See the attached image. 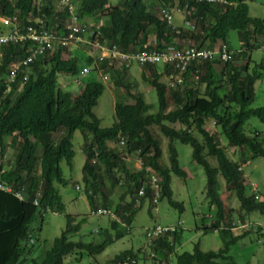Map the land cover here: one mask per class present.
<instances>
[{"label": "trees", "instance_id": "16d2710c", "mask_svg": "<svg viewBox=\"0 0 264 264\" xmlns=\"http://www.w3.org/2000/svg\"><path fill=\"white\" fill-rule=\"evenodd\" d=\"M36 1L15 0L12 4L10 0H0V16L16 15L20 26L24 28L28 25L38 27L34 19L39 18L42 20L41 28L51 30L54 28L50 25L57 24L56 33L65 35L67 29L57 19H68L69 14L66 15L63 7L62 10H55L50 0L41 4ZM77 1L75 16L86 28L89 17L106 12L105 22L102 20L96 26L98 40L108 45L115 43L119 51L149 50L150 39L154 36L158 48L181 39L201 44L207 42V47L219 48L224 45L228 58L226 61L218 57L202 61L196 66L198 83L190 85L187 82V86L176 89L166 88L159 81V73L152 65H141V79L153 88L156 95L157 110L152 113L141 92L132 90L123 82L122 74L108 65L105 58H96L97 65L87 74L98 69L110 72L115 85L123 87L128 99L126 102L120 101L119 95L113 104V123L108 127H100L98 118L92 112L103 89L98 80L81 82L80 91L74 98L56 87V73L81 77L77 57H61L67 50L65 47L58 48L46 59L34 57L28 64L33 69L28 72L21 63L28 54L26 42L0 45V264H63L64 255L84 251L94 257L107 245L106 239L97 243L70 240L69 234L78 230L80 222H74L67 215L59 235L52 239L47 248L38 250L34 233L39 226L31 227L33 219L41 218L43 212L61 213L63 209L53 183H65L58 162L63 159L67 165L70 164V140L76 130L82 138L81 178L89 205L93 208L97 205L106 207L117 183L121 180L125 186L117 201L110 203L112 212L127 223V228L110 220L114 230L113 239L120 238L128 231L132 217L139 208L132 207V199H125L126 194L131 195L143 186L145 192L141 199L146 197L148 202L151 199L147 185L151 173L159 178V199L165 198L169 206L181 213L183 205L171 198L170 177L173 174L183 179L185 172L178 165L172 142L189 144L192 161L203 169L204 195L213 215L210 224H207V219L200 224L199 229L206 232L213 231L212 227L217 228L222 247L201 251L198 244H194L190 252L175 253L174 264H222L223 261L230 264L231 259L227 255L229 245L252 229L238 228L235 223L230 225L234 222L233 218L227 220L225 215L232 209L221 201L217 177L222 179L224 189L233 193L239 210L264 212V201L256 200L259 195L255 186L248 183L251 193L245 194V176L241 168L248 156L261 157L264 165L262 133L256 130L245 133L243 130L246 119L255 116L263 124L264 134V96L260 106L249 107L254 97L253 84L262 73L254 68L249 72V58L242 49H256L264 43V20L248 16V0H226L222 4L205 0H116L115 7L108 11H105L108 0ZM174 2L178 7L185 6L190 11V15L185 18L193 19L194 29L181 25L171 27L159 16V7L171 8ZM171 12L172 16L180 13ZM230 30L237 34L241 44L238 49H232L227 44L226 37ZM6 31L7 27L0 24V34ZM13 61L20 64L14 78L8 81V65ZM90 62L91 58H88L86 63ZM213 63L219 66V71L212 68ZM193 70L190 67L185 72V79L189 80L191 76L188 77V73ZM198 84L204 85L202 92H199ZM206 122L213 124L208 126ZM175 123L179 125L177 128L172 126ZM151 127H156L168 140L166 167L159 162L161 149ZM220 136L227 146L235 147L243 154L240 162H234L226 156ZM6 138H9L12 147L11 160L5 158ZM119 140L124 142L122 149L117 147ZM124 152L130 157L132 154L138 156L141 166L136 168L130 162L125 163L121 159ZM91 159L95 165L89 163ZM209 159L214 160V166L209 163ZM6 164L8 166L5 168ZM117 173L121 177H117ZM96 195L105 200L99 203L95 200ZM175 226L173 232H165L152 241L153 256L144 253L151 258V264H169L168 251L180 233L179 227ZM233 228H237L238 233L234 234ZM258 233L260 237L261 232ZM165 235H170L172 241ZM33 252L38 253L31 257ZM127 257H133L137 264V252L130 249L118 252L108 262L117 264ZM93 264L99 263L94 259Z\"/></svg>", "mask_w": 264, "mask_h": 264}, {"label": "rangeland", "instance_id": "374dc122", "mask_svg": "<svg viewBox=\"0 0 264 264\" xmlns=\"http://www.w3.org/2000/svg\"><path fill=\"white\" fill-rule=\"evenodd\" d=\"M10 1L12 4L15 2V0ZM44 2L45 0L36 1L37 4ZM50 3L55 10H62L57 4L56 0H50ZM115 3L116 0H108V8L105 9V11L113 9L115 7ZM246 4L248 8V16L261 19L264 18V0H248L246 1ZM105 14L106 13H100L98 18L101 19H94V23L101 24V21L106 19ZM61 17L62 16L60 15V18ZM57 21L64 23L63 19H57ZM175 21L176 19H172L173 23H175ZM226 40L227 44L232 49H238L241 46L234 30L228 31ZM242 49H244L246 52V57L249 58V72L254 68V70L257 69L258 73H262L263 75L264 69L259 70V64L264 65V52L259 49H245V47H242ZM84 56L85 55L81 53L78 55V65L84 61ZM63 58L66 57L63 56ZM123 68L124 67H119L117 70L120 71V74H122V81L126 82L132 90L142 93L144 100L150 105L149 112H156V95L153 88L141 79V67L139 74L135 76H125L126 72H124ZM134 68L136 67L133 66L132 69ZM212 68L219 69V66L213 65ZM91 79L98 80L103 87L101 94L96 99L95 105L92 107V112L98 118L100 127H108L114 121L113 104L118 99L117 97L120 95V101H128L126 97L127 94L124 92L123 87L121 85L116 86L111 76L108 80H101L97 77L95 71L81 76L80 78H76L75 76H70L67 74L56 73V87L60 88L62 91L68 93L72 98H74L75 95H77L80 91L79 82H82L83 84L84 82H87ZM253 88L254 97L249 105L250 108L260 106L263 102L264 78L262 76L256 79L253 84ZM198 90L199 92H202L203 86L201 84H198ZM171 106L172 105L170 104V107ZM211 123L212 122H206L208 126H211ZM172 126L177 128L179 125L175 123L172 124ZM150 130L159 141L161 149V157L159 162L161 166L166 167L168 166V140L158 132L156 127H151ZM243 130L245 133L252 132L253 130L260 131L262 133L260 134V137L264 142V134L262 132L263 124L258 120L257 117L250 116L247 118L244 122ZM219 138L221 139V145L225 148L226 156L234 162H240V160H242L241 156L243 154L240 153L239 149L227 146L223 137L220 136ZM70 142L72 150L70 164L67 165L63 159L58 162L61 177L64 179L65 183H53L60 196L61 202L63 203V209L61 210V213L53 211L50 212L47 210L43 212L41 218H34L31 222L32 228L39 226V229L37 230L36 228V232L34 233L37 237L36 245L39 247L38 250L47 248L50 245L52 239L59 235L60 231L65 226L67 215L73 218L74 222H80L78 230L69 234L70 240H82L84 242L97 243L101 240H104L105 238H108L107 236L98 235V233L93 231L94 229L100 230L101 228H104L107 224V220L109 219L106 216H97L93 214V206L89 205L86 198L84 185L81 178L83 154L81 152L80 146L82 143V138L77 130L72 133ZM6 143L7 148L5 152V158L11 160L12 147L9 143V138H6ZM172 144L176 150L178 165L185 172V177L183 179L173 174H171L170 177V189L172 192L171 198L183 205V210L181 213L175 208L169 206L165 198L158 200L156 203V211H150L147 198L145 197L142 200L141 197L140 205H142L134 213L128 231L123 236L118 239L111 238V241L107 243L103 250L98 254H95L94 257L92 255H87L84 251H76L74 254L71 253L64 255L62 258L63 264H93L94 259L99 264H110L108 261L115 254L125 249H130L133 252H137V264H150V261L145 260L142 257L144 254L143 245L145 243L144 233L148 227H151L154 224L177 225V223H181L179 226L177 225L180 229V235L174 245L175 253H181L183 251L190 252L194 244H198V247L201 251L217 250L222 247V239L218 232H203L201 229H199L200 224L207 220L206 216L212 213L204 195L205 175L203 173V169L199 165H195L194 168H191V165H194L195 163L190 164L192 159L191 147L189 144H183L175 141H173ZM109 145L111 144L109 143ZM128 160L130 163H132L131 165L133 167L138 164L137 162H141L139 157L133 154L131 157L129 156ZM125 163L128 162L126 161ZM209 163L212 166L215 165L213 159H209ZM91 165H95V162ZM7 166L8 164L4 165L5 168ZM241 168L243 176H245V194L249 195V193H251V190L249 191L248 185V183H251L252 186L256 187L255 189L259 195L257 196L256 200L264 201V165L262 158L259 156H248L241 164ZM116 176L121 177L118 173ZM217 179L220 185L219 194L220 198L222 199L221 201L224 206L230 207L232 209V211L228 212L227 216L225 215L227 220L232 217V221H234L233 223H235L238 228L248 229L250 227L252 229V231L250 230L245 236L240 237L234 243L229 245L227 255L231 259L230 264H264V212L262 213L257 210L244 212L239 210L238 201L234 197L233 193L224 189L223 182L220 177H217ZM76 185L79 186L78 189L75 188ZM124 187L125 186L122 185V181L120 180L116 187L112 190V194L108 198L109 203L106 202V207L111 209V203L113 202L110 203V201H117L118 196L124 192ZM134 193L135 192H133L131 195L126 194L125 199H128V197L132 199ZM100 198L102 197L99 195L95 196V200L99 201V203H102L105 199ZM239 216H241V218ZM258 232H261L260 237H258ZM109 233L111 234L110 230ZM233 233H238L237 228H233ZM37 253H31V257L36 256ZM144 255L148 256L147 253ZM148 258L149 257H147V259ZM169 260V264H174L173 254ZM222 264L228 263L223 261Z\"/></svg>", "mask_w": 264, "mask_h": 264}, {"label": "built area", "instance_id": "2783aa9c", "mask_svg": "<svg viewBox=\"0 0 264 264\" xmlns=\"http://www.w3.org/2000/svg\"><path fill=\"white\" fill-rule=\"evenodd\" d=\"M200 1V0H196ZM210 3H225L226 0H205ZM58 5L63 7L64 12L69 14L68 19H64L63 27H66L67 32L65 35H59L54 30L41 28L42 20L34 19L35 23L38 24V27L31 25L26 26L25 28L20 26L18 22V17L16 15L12 16H0V24L2 26H7V31L3 34H0V45L7 43H25L26 50L28 54L21 60V63L26 68L29 62L36 56L52 52L53 50L61 47L68 48L72 44L85 45V47L91 51L98 50L99 54L96 58L98 60L105 58L117 59L122 63V67L127 68L131 62H135L139 66L143 64H150L155 68V71L160 74L159 81L165 85L168 89L183 88L187 86V79H185V72L190 67H193L194 70L192 78V84L198 83V72L196 66L204 60L218 57L221 61H226L228 58V52L224 45L217 47H207V42H192L191 40H186L185 43H182L180 40H174L172 43L165 45L164 47H156V40L154 36L150 39L151 49L149 50H140V51H131V52H122L116 48L115 44L107 45L104 42L98 40L99 32L97 29H90L88 32L84 30V24L78 20L75 16V2L74 0H57ZM231 4V2H230ZM171 10L175 12L183 13L184 16H189L190 11L184 7H178L177 3L174 2V5L171 8L160 7L161 18L169 24L172 25V14ZM183 25L189 29H194L193 19H184ZM176 33H179L175 29ZM76 33V34H75ZM105 48V53H102ZM261 50L264 51V43L261 44ZM18 64L20 63H11L8 66L7 80L11 81L18 69ZM89 67L83 65L80 68L79 75H85L88 73ZM190 74V73H189ZM101 80L108 79V75L105 73L100 74ZM190 84V83H189ZM191 85V84H190ZM119 147L122 149L124 147V142L119 140ZM129 156L126 152L121 156V159L128 160ZM127 162H130L129 160ZM90 164L94 163V160L89 161ZM135 163V162H134ZM134 167L139 168L141 162ZM147 185L151 191L150 203L153 205L158 201L159 198V178L155 174H150L148 177ZM76 189L79 187L76 185ZM145 189L143 186H140L134 193L132 197V207L135 208L140 204V198L144 195ZM20 198V196L18 195ZM93 214L97 216H107L111 220L117 222L121 227L127 228V223L122 220L114 212L110 211L107 208L96 207L93 211ZM211 215H207V224H210ZM181 223H177L179 226ZM230 225H233L231 222ZM176 229L175 225H159L155 224L147 228L144 237L145 244L143 252H148L149 256H153L154 253L151 248L152 241L163 236L165 232H173ZM213 231H217V228H213ZM96 231V230H94ZM136 261L133 257H127L117 264H135Z\"/></svg>", "mask_w": 264, "mask_h": 264}, {"label": "crops", "instance_id": "0c3cea01", "mask_svg": "<svg viewBox=\"0 0 264 264\" xmlns=\"http://www.w3.org/2000/svg\"><path fill=\"white\" fill-rule=\"evenodd\" d=\"M57 1V0H56ZM74 2H75V7H77V3H78V1L77 0H74ZM229 4H230V2H228ZM57 4H58V2H57ZM60 7V6H59ZM61 8V7H60ZM158 12H159V16L161 17V15H160V7H159V10H158ZM106 13V12H105ZM172 13V12H171ZM100 13H95L94 15H92L91 17H89L88 19H90V20H87V24H88V27L86 28V27H84V30L85 31H89V30H86V29H91L93 26H94V29H96V26H98L99 25V23H94V20H92V19H101V18H98V15H99ZM105 18H106V15H105ZM172 19H176V21H175V23H173L172 22V25H173V27H175V26H178V25H181L182 27L184 26L183 25V21H184V19H186L185 18V16L183 15V14H180V13H177V14H174L173 16H172ZM263 20H264V18H263ZM19 22V21H18ZM102 22V21H101ZM50 24H52V21H50L49 22ZM57 24H54V25H50V26H52V28H54V29H51V30H54L55 32H56V28H55V26H56ZM89 26H91V28H89ZM7 27V26H6ZM8 28V27H7ZM86 28V29H85ZM58 32H59V30H57ZM186 40H189V39H181L180 41L182 42V43H185L186 42ZM193 42V41H192ZM105 43V42H104ZM106 44V43H105ZM111 44H115V43H110L109 45H111ZM261 44H263V43H261ZM108 45V44H107ZM116 45V44H115ZM58 49V48H57ZM57 49H55V50H53L52 52H55ZM67 50H66V52H63V54H61V57L63 58V56H65L66 58H67V56L68 55H70V56H75V57H77V60H78V55L81 53V54H83V55H85L84 56V61L83 62H81L79 65H80V68L83 66V65H87L88 67H89V71H90V69H91V71H92V67H94L95 65H97V61H96V57H97V55L99 54V51L98 50H95V51H91V50H89V49H87V48H85L84 49V47H83V45H78V44H72V45H70L68 48H66ZM256 49H259V50H261V45L259 46V47H256ZM132 51H140V50H132ZM262 51V50H261ZM52 52H49V53H46V54H42V55H38V56H42V57H45V58H43V59H46V56H51V53ZM128 52H131V51H128ZM264 52V51H263ZM102 53H105V48L103 49V51H102ZM1 55V54H0ZM88 58H91V62L88 64V63H86L87 61H88ZM65 59V58H64ZM103 59H104V57H103ZM105 61L107 62V64L108 65H110V66H112L114 69H116V70H118V68L120 67H122V63L120 62V61H118L117 59H109V58H106L105 57ZM97 60H98V58H97ZM102 60V59H101ZM14 62H16V61H13V62H10L9 63V65L8 66H10V64L11 63H14ZM41 63H43V61H40ZM41 63H39V64H41ZM86 63V64H85ZM213 65H216V64H212V66ZM133 66H135L136 68H134V69H132L133 68ZM217 66V65H216ZM141 67V66H140ZM140 67H139V65L138 64H136L135 62H131L130 64H129V66L127 67V68H123L124 69V72H126V74H125V76L127 75V76H135V75H137V74H139V72H140ZM32 69H33V66H27L26 68H25V70L26 71H32ZM127 69V70H126ZM214 70H216V71H219V69H216V68H213ZM260 69L261 70H263L264 69V65H261V67H260ZM104 72H106L105 74H107V75H109V77H108V79L110 78V72H107V71H102V70H95V74L97 75V77L99 78V79H101V77H99L100 76V74L101 73H104ZM120 72V71H119ZM92 73V72H91ZM87 74V73H86ZM85 74V75H86ZM120 74V73H119ZM189 74V73H188ZM159 75V78H160V74H158ZM191 75H193V72H190V74L188 75V77H190ZM198 75V74H197ZM80 76H84V75H80ZM262 77L264 78V73H263V75H262ZM108 79H106V80H108ZM113 80V79H112ZM188 83H191L192 84V78H189V80H186ZM113 82H114V80H113ZM111 83H112V81H111ZM81 82H79V88H81ZM203 87H204V85L203 84H201ZM192 163H194L193 161L190 163V164H192ZM196 164H194V165H191L192 167L191 168H194V166H195ZM122 192V191H121ZM120 192V193H121ZM100 200V199H99ZM159 200V199H158ZM116 201V200H115ZM114 200H111L110 202H115ZM145 202V201H144ZM158 202V201H157ZM156 202V203H157ZM156 203L155 204H151L150 203V200H149V208H150V211H156ZM142 205V204H141ZM140 204L138 205V206H136V207H140L141 206ZM96 207H103V208H107V209H109L110 211H112L110 208H108V207H105V206H96ZM95 207V208H96ZM95 208H93V210L95 209ZM92 210V211H93ZM210 215L212 216V218H213V215L210 213ZM107 217V216H106ZM109 220H111L109 217H107ZM109 220H107V224H106V226L104 227V228H101L100 230L99 229H97V232H95V233H98V235H101V236H107L108 238H105L106 240H107V242H110L111 241V238H113L112 237V234H113V232H114V230L111 228V226H110V222H109ZM112 221V220H111ZM155 225V224H154ZM149 228V227H148ZM109 230L111 231V234L109 233ZM179 235H180V233H179ZM165 237L168 239V240H171L172 241V238H171V236L170 235H165ZM175 243H176V241L174 242H172V244H171V242L169 243V244H171L172 246H171V248L169 249V251H168V254L170 255V257H171V255L173 254H175V249H174V245H175ZM144 245H146L145 243H144ZM144 245H143V247H144ZM150 250H152V248H149ZM165 250V249H164ZM143 251H144V249H143ZM153 251V250H152ZM143 253H145V252H143ZM142 257H143V259H145V260H148V261H150V264L152 263V260H151V258L149 257V256H146V255H142ZM147 257H149L148 259H147Z\"/></svg>", "mask_w": 264, "mask_h": 264}, {"label": "clouds", "instance_id": "9594fccd", "mask_svg": "<svg viewBox=\"0 0 264 264\" xmlns=\"http://www.w3.org/2000/svg\"><path fill=\"white\" fill-rule=\"evenodd\" d=\"M117 147L119 148V149H121L120 147H119V145H118V143H117ZM126 161H128V160H124V162H126ZM79 187V186H78ZM159 199V198H158ZM94 230H96V231H94ZM93 231L94 232H97V229H94Z\"/></svg>", "mask_w": 264, "mask_h": 264}]
</instances>
